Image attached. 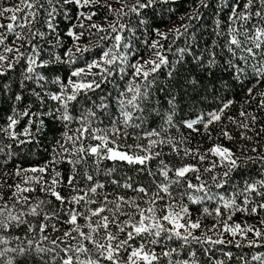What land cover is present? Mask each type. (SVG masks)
I'll return each mask as SVG.
<instances>
[{"label":"snow or ice","instance_id":"6c2138e0","mask_svg":"<svg viewBox=\"0 0 264 264\" xmlns=\"http://www.w3.org/2000/svg\"><path fill=\"white\" fill-rule=\"evenodd\" d=\"M59 3L61 0H18L7 7L0 4V21H7L0 22V47L5 53L15 51L17 54L13 61H8L5 55H0V77H5L7 72L20 62L21 57L26 60L22 78L19 84L15 85L20 91H14L13 84L0 81V102H14L11 114L6 117V123L0 125V134L15 142L14 148L13 143H5L4 139H0V164L6 166L8 161L19 154L16 149H24L36 142L37 135L44 125L41 119L43 116L48 115L52 121L62 122L65 128L62 139L57 140L52 149V159L46 164L27 169L18 167L14 173H2L5 176L14 175L20 180L12 184L7 181L0 184V188L6 185L11 193L5 196L0 192V264H162L164 260L167 264H198L195 251H189L188 259L180 258L181 252L193 244L207 245L203 250L208 255L216 245L233 243L231 239L220 238L222 233L215 232L217 224H222L223 232L232 237L239 233L242 239L247 240V234L252 233L254 238L247 240L246 244L235 241L237 248L264 246V231L261 228L228 223L234 212L258 215V210H264V153L257 147L245 149L241 160V157L220 144L213 145L206 153H200L199 149L193 150L186 146L188 138L183 134L179 140L165 135L168 130L165 125L178 128L174 124V96L168 100L172 110L163 117L160 128L143 130L150 114L144 103L150 99L155 83V77L151 80L148 78L162 66L169 64V61L157 50L154 52L155 59L143 63L137 60L128 64L129 55L123 49L131 52V46L129 38L124 37L122 33L127 31L134 35V29L123 23L122 18L135 14L139 24L146 25L145 10H155L158 5H175L179 0H135L132 5H128L125 0L120 9L102 5L108 7L109 13H115L117 17L109 22L108 29L97 24L91 25L98 33H107L99 36L98 45L106 47V50L102 51L99 60L87 64V72L85 68L73 69L66 82L58 75L49 80V77L37 69H51L55 72L61 63H73L72 50L69 49L65 53V56L69 57L68 60H62L59 55L49 60H40V47L33 43L37 37L43 39L45 36L37 25L42 24L53 32L56 30L54 21L59 11L56 5ZM73 3L83 7L97 5L99 0H62L63 5ZM209 6L208 0H197V6L191 14L179 17L181 20L186 19V23L168 29L167 33L155 29L156 34L165 40L171 33H174L176 38L187 34L193 27L191 21L201 18L200 9ZM220 7L222 10L223 4ZM229 8L226 32L221 29L219 19L214 21L216 37H227L223 45L226 58L212 51L206 60L203 55L195 56L194 60L203 72L210 75H215L213 69L218 68L223 61L221 70L227 71L235 81H239L242 88L247 81H254L253 87L246 89L244 103L248 104L258 97L257 107L264 110V91H254L256 86L264 83V0H233ZM173 11L172 8L168 9L169 13ZM80 15L85 16L84 13ZM94 15L96 13H89L85 18L91 20ZM80 27H84L82 22ZM67 34L74 36L71 28ZM9 35L15 37L12 40V44L17 45L15 48L6 43ZM109 40L110 46L105 45L104 42ZM21 41L24 43H20ZM215 43L214 40L213 44ZM25 44L31 45L30 53L21 51ZM150 47L160 49L163 45L156 40ZM168 48L171 50V44ZM88 50L76 48L77 53ZM177 51L183 57L189 48H178ZM126 64L134 69L132 77L143 79L135 84L129 81L125 88L119 91L117 117L109 118L104 127L93 126L100 116L92 107L81 106L77 109L75 106L81 104L79 97L83 95L87 100L89 92L102 90V85L109 82L108 77L115 71L118 70L121 74L125 72L123 65ZM146 65L151 67L146 69ZM93 68L99 71L92 73ZM86 75H92L93 79L85 82ZM168 75L172 76L173 73L170 71ZM26 82H34L40 88L50 82L52 85H58V90L42 94L37 88H28ZM25 91L41 106L45 96L58 102V106L47 113L34 112L33 102L29 101L27 107L19 110L18 102L25 99ZM100 99L101 103L94 107L106 110L108 105L104 103L105 97L101 96ZM234 102H223L221 107L206 116L200 115L182 123L193 132H198V128L194 126L202 125L207 132L210 125L222 121L225 110ZM76 110L80 111L78 117L72 114V111ZM151 112H155L156 116L161 115L155 108H152ZM133 113L138 114L134 117ZM239 115L244 119L238 121L229 116V122L235 124L238 129L251 131L258 117L243 110V106ZM25 117L27 125L23 131H16V126ZM71 123H78L80 126L72 130L69 129ZM33 125L35 132L32 131ZM130 129L132 131H129ZM247 131H241L240 138L251 141L253 138L247 135ZM260 132L264 133V126H261ZM220 135L228 140L234 139L226 127L221 129ZM130 137L135 141L132 144L126 143ZM142 140L147 143H141ZM165 148L170 151L166 153ZM249 151L256 155H249ZM209 153L221 163L212 161L210 166L203 168L204 173L213 172L215 168L226 165L222 174L211 176V183L202 179L201 170L197 165L182 164L180 167H173L164 159L167 155H175L181 159L198 158L199 162L203 163ZM152 161H157L155 170L151 167ZM106 162H111V166H106ZM61 163L70 165V174L66 179V186L71 190L68 196L62 195L59 190L65 181L55 165ZM257 163L260 165L261 178L246 180L241 192H233L231 198H226L225 195L212 191L213 187L224 188L233 172ZM122 164L134 168L137 173L145 174L150 178L152 186H145L127 172L117 178L116 174L122 171ZM49 165H53L50 181L40 175L47 171ZM189 173L195 174L197 183L192 182ZM157 176L161 179L157 180ZM110 185L117 189L131 190L137 195L109 192L107 189ZM173 186L182 189L178 197L172 192ZM36 191L43 193V196L28 195ZM238 196L243 197L242 204L237 203ZM47 197H54L60 207L57 208L53 200ZM184 197H187L188 204L183 202ZM255 197H259V201ZM205 201L216 202L218 206L214 209L205 206L202 215L214 214L216 218H220L228 213L226 219H217V224L207 230L214 232L217 236L215 239L205 231H201L199 235L195 234L196 230L201 229L202 220L199 217H191L189 205H199ZM220 202H223L222 206ZM30 217L33 219H29ZM80 220H83V223H80ZM61 223L68 225V228L62 231V235L53 237L51 233L61 232L58 227ZM260 223L264 225V219H261ZM15 230H22L24 235H13ZM173 243L177 246H172ZM157 247L160 248L159 252L156 251ZM222 255L227 257V261L217 259L214 264H230L234 258L230 251H222ZM209 259L212 257L209 256ZM236 260L238 264H250L243 255L236 257ZM251 261L264 264V252L252 255Z\"/></svg>","mask_w":264,"mask_h":264},{"label":"trees","instance_id":"16d2710c","mask_svg":"<svg viewBox=\"0 0 264 264\" xmlns=\"http://www.w3.org/2000/svg\"><path fill=\"white\" fill-rule=\"evenodd\" d=\"M106 1L113 2L114 4H108ZM17 2L18 0H0V4L6 7ZM123 2H125V0H105L103 2H99L97 5L80 7L74 3L63 5L61 0V3L56 5L59 9V11L56 13V19L54 21L56 30L53 32L42 24L37 25V27L40 28V31L45 33V36L43 39L37 37L35 40H33V43L40 47V60H49L56 55H59L62 60H68L69 57L65 56V53L71 49V56L74 58V62L61 63L57 66L55 72H53L51 69H37V71L45 74L47 77H49V80L55 75H58L61 77L63 82H66L70 72L73 69L86 68L88 63L92 62L93 60H99L102 51L106 50V47L98 46L100 45L99 36L106 35L107 33H98L95 28L91 27L92 24L85 22H82L84 27L81 28L80 13L87 15L94 12L96 15L92 17V20L111 22L117 18L115 13H109L108 7L102 5H111L112 9H120ZM232 2L233 0H208L210 6L208 8L200 9L202 14L201 18L199 20L191 21L193 27L189 29L187 34L176 38L175 34L171 33L166 40L163 38L157 39L155 29H158L159 31L164 30L174 22L180 20V16H187L191 14L197 6V0H179V3L175 5H158L155 10H145L144 19L146 20V25H140L138 22V17L135 14L125 16L122 18V22L130 25L134 29V35L127 31L122 33L124 37L129 38L128 42L131 46V52H128L127 49H123V51L129 55L128 64L135 63L137 60H141L148 55H151L153 59H155L154 52L157 50H159L161 55L165 56L169 61V64L162 66L157 73L150 75L148 78L151 80L153 77H155V83L151 89L152 95L150 99L144 103V107L150 110L148 123L145 124L143 129L144 131H150L153 128H160L161 124L163 123V117L172 110L171 105L168 104V100L174 96L176 101L174 124L178 126L179 130L177 127H168L165 125V127L168 129L165 135H171L179 140L181 134H183L188 138L186 146L193 150L199 149L200 153H206L207 150L213 145L220 144L229 148L233 153H235L236 156L241 157V160H243L242 152L245 149L250 150L252 147H257L261 153H264V133L260 132L261 126H264V110H261L257 107L259 99L258 97L248 104L244 103L246 89L248 87H253L254 81H247L245 86L242 88L239 81H235L227 71L221 70L223 68V61H221L218 68L213 69L215 75H210L207 72H203L194 60L195 56L200 55H203L206 60L212 51H215L218 56L225 57L223 45L225 44L227 37H216L214 21L219 19L221 21V29L224 32L227 31L228 16L230 13L229 5H231ZM126 3L128 5H132L135 3V0H126ZM221 4H223L222 10L220 7ZM161 8H163V11H161ZM169 8L174 9V11L169 13ZM125 11H127V9H125ZM0 22L7 23L6 20ZM186 22L187 20L185 19L183 23ZM70 28L72 29L74 36H69L67 34ZM103 28L108 29V25ZM17 31H19V29H17ZM24 31L26 32L27 29ZM81 33H83V35H80ZM75 37H78V39ZM13 39H15V37L9 35L6 43L9 46L15 48L17 45L12 44ZM156 40L160 41V43L163 45L162 48L153 49L150 47L152 42ZM214 40L216 41L215 44H213ZM20 43L24 42L21 41ZM110 43V40L104 42V44L108 46H110ZM169 44H171V50L168 48ZM77 47L81 49L87 48L89 50L77 53ZM185 47L189 48V51L186 52L183 57H181V54L177 51V49ZM205 49H208V51H205ZM21 51L25 52L26 54L30 53L31 45L25 44ZM13 52L14 57H16V52ZM1 53H4L2 47H0V54ZM14 57L11 61H13ZM123 66L125 67V72L121 74L118 70L115 71L112 76L108 77L109 82H106L102 85V90L98 89L94 93L89 92L87 100L84 99L83 95L79 97L81 104L75 106L77 109H80L81 106L92 107L93 110L96 111L100 116V119L97 120L93 126L104 127L108 124L109 118L117 117V96L119 91L123 90L129 81L135 84L143 79L142 77H132L131 74L134 69H132L127 64ZM150 67L151 65L145 66L146 69ZM25 68L26 60L24 57H21L20 62L15 64L14 68L9 70L5 77H0V81L13 84V90L20 91L19 88L15 87V85L19 84L22 78L21 73ZM97 71H99V69H92V73H96ZM170 71L173 73L172 76L168 75ZM96 78L99 79V77ZM92 79V75H86L84 77L85 82ZM26 83L28 88H37V90L41 91L42 94L46 92H56L58 90V85H52L50 82L45 84L44 88H40L39 85L34 82ZM254 91L256 93L264 91V83L256 86ZM130 95L131 94H129V97ZM101 96L105 97L104 103L108 105L106 110H100L94 107V105H99L101 103ZM24 97L25 99L23 101L18 102L19 110H23L25 107H27L29 101L33 102L32 111L34 112L47 113L49 110L58 106V102L48 99L47 96H45L43 106L36 102L35 98L30 97L27 91L24 92ZM228 100H234L235 102L229 109L225 110L224 114L222 115V121L210 125L207 132L204 130L202 125L194 126L198 128V132H193L186 128L182 123L186 120L195 119L200 115L206 116L207 113L217 110L222 106L223 102ZM13 103L14 102L12 100H4L3 102H0V109H3V111H0V125H4L6 123V117L7 115L11 114V107L13 106ZM242 106L243 110L251 112L258 117V120L256 124L252 126L251 131L238 129L235 124H232L228 120L229 116L238 121L243 120L244 118L239 115ZM152 108H155L157 111H159L161 115L156 116L155 112H151ZM72 114L78 117L80 115V111H72ZM137 114L138 113H133L134 117ZM41 119H43L44 125L37 135L36 142L27 145L24 149H16L19 154L14 159L8 161L6 166L0 164V184H3L5 181H7L9 184H12L19 182L20 180L19 177H15L14 175L5 176L2 173H14L18 167L27 169L30 167L43 166L52 159V149L55 146L56 141L62 139V133L65 131V128L63 127L62 122L52 121L48 115L43 116ZM26 125L27 118L25 117L20 120V123L16 126L15 130L18 132L23 131V128ZM79 126L80 125L78 123H71L69 124V129L75 130ZM225 127L226 130L234 137V139L228 140L220 135L221 129ZM32 131H36L34 125L32 126ZM129 131L132 130L130 129ZM136 131L139 132L140 130ZM241 131H247V135L251 136L253 139L251 141L241 139ZM20 138L23 139L24 137ZM0 139H4L5 143H13V147L15 148V142L5 139L3 134H0ZM134 142L135 141L132 137L126 141L128 144H132ZM140 142L145 144L147 143L146 140H142ZM86 143H94V141H86ZM164 151L167 153L170 151V149L165 148ZM248 154L256 155L250 151ZM182 155L183 154L181 153V156ZM164 159H166L173 167H180L182 164L197 165L201 170L202 179L208 181L209 183H211L212 175L219 176L226 168L225 165V167L215 168L213 172L204 173L203 168L210 166L212 161H216L217 164L221 163L217 157L212 156L210 153L207 156V160L203 163L199 162L198 158L193 159L191 157H183V159H181L175 155H167L164 157ZM156 164L157 161L151 162V167L154 170L156 168ZM106 166H111V162H106ZM52 167L53 165H49L47 171L40 175H43L44 179L50 181L52 178ZM55 167L61 172L62 178L65 181V183L60 186L59 190L61 191L62 195L68 196L71 190L66 186V179L70 174V165L67 163H61L55 165ZM121 169L122 171L116 174L117 178H119L123 172H127L128 175L137 178L138 181L145 186H152L150 178L145 174L137 173L134 168L123 164L121 165ZM260 173L261 169L259 163L249 164L247 167L233 172L229 178V183L224 188L216 189L213 187L212 191L219 192L220 194L225 195L226 198H231L233 192L239 193L242 191L244 182L246 180L250 181L261 178ZM188 176L193 183H197L195 180V174L189 173ZM156 179L159 180L161 178L157 176ZM81 186H83V181H81ZM107 190L109 192H119L127 196L137 195L131 190H125L123 188L117 189L111 185ZM181 191L182 189L176 186H173L172 188L173 194L177 197ZM0 192H3L5 196L11 194L6 185L5 187L0 188ZM28 195L34 197L43 196V193L36 191ZM47 198L52 199L53 204L56 205L57 208L60 207L59 203L55 201L54 197ZM255 199L259 201L260 198L255 197ZM242 201L243 197L238 196L237 203L242 204ZM183 202L188 204L187 197L183 198ZM222 203L223 202H220L221 206ZM205 206L209 207L210 209H214L218 205L216 202L207 201L199 205H189L191 217L193 219L199 217L202 220V227L201 229L196 230L195 234L199 235L201 231H205L207 232V235L212 236V238L215 239L217 236L214 234V232L207 230L211 228L213 224H217V219H226L228 213H225V215L220 218H216L214 214L202 215V209ZM258 211V215L245 212H234V214H232V219L228 221V223H239L243 226L248 225L258 227L264 231V225L260 223L261 219H264V210ZM29 219L33 218L30 217ZM79 222L83 223V220H80ZM58 227L61 228V232L51 233L53 237L62 235V231L66 230L68 225L61 223L58 225ZM49 232H51L50 229ZM215 232L222 233L220 238L225 240L231 239L233 240V243L216 245L208 255H206L203 250L204 247H208L207 245L201 246L193 244L181 252L180 258L188 259L189 251H195L198 264H214V260L217 259L227 261V257L222 255V251H230L233 253L234 257L230 264H238L236 257L240 255L245 256L249 260L250 264H256V262L251 261V256L264 252V246L237 248L235 246V241H240L241 243L246 244L247 240L249 239H242V236L239 233L235 237L224 233L222 224H217ZM12 234L20 236L24 235L22 230H15ZM172 246L177 245L173 243ZM156 251L159 252L160 248L157 247ZM209 256H211L212 259H209ZM162 264H167V261H162Z\"/></svg>","mask_w":264,"mask_h":264},{"label":"rangeland","instance_id":"374dc122","mask_svg":"<svg viewBox=\"0 0 264 264\" xmlns=\"http://www.w3.org/2000/svg\"><path fill=\"white\" fill-rule=\"evenodd\" d=\"M103 1H105V0H99V2H103ZM108 4H111V5H113L114 3L113 2H109V1H106ZM86 16V15H85ZM85 16H81L80 17V19H81V22H85V23H88V24H97V25H100V26H102V27H105V26H107L108 24H109V22H107V21H96V20H89V19H86L85 18ZM183 21L184 20H178V21H176V22H174L173 24H171L168 28H166V29H164V30H161V32H167L168 31V29H170V28H174V27H176V26H179L180 24H182L183 23ZM161 37H159L158 35H157V39H160ZM0 55H5L6 57H7V60L8 61H11L12 60V58L14 57V52H11V53H1ZM153 59V57L151 56V55H148V56H146V57H144V58H142L141 60H139L141 63H143V61H148V60H152ZM85 70H86V72H87V68H85ZM92 71V70H91ZM230 225H233V224H230ZM242 227H243V225H241ZM247 238L250 240V239H253L254 237H253V235H252V233H248L247 234Z\"/></svg>","mask_w":264,"mask_h":264}]
</instances>
